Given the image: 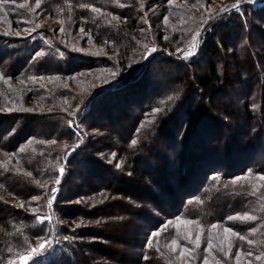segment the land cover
<instances>
[{"label":"trees","instance_id":"1","mask_svg":"<svg viewBox=\"0 0 264 264\" xmlns=\"http://www.w3.org/2000/svg\"><path fill=\"white\" fill-rule=\"evenodd\" d=\"M229 1L187 62L205 0H0V264H264V4Z\"/></svg>","mask_w":264,"mask_h":264},{"label":"rangeland","instance_id":"2","mask_svg":"<svg viewBox=\"0 0 264 264\" xmlns=\"http://www.w3.org/2000/svg\"><path fill=\"white\" fill-rule=\"evenodd\" d=\"M205 2H206V0H205ZM230 2L231 1H229V0H213L212 1V4L211 3L208 4L206 2V5H205V8H203V11L206 12L207 17L204 20L206 22L207 21L208 22H211V24H210L211 26L209 25L210 26L209 27L208 24H206L205 27H204V29H202L201 32H198L195 35V45H196L195 46V49H194V53L195 54L192 55V56H190V57H188L187 58V62H190L193 59H197L199 57V55L201 54V52H203V48H204V44H205V39L208 36V34L212 33L213 28H214L213 26H215L216 22H218V20L219 21L222 20L223 17L227 16L228 15V11H231V10L233 11V10H239L240 9L241 6H239V5L231 8V9H228V8H230ZM248 3L251 4V5L258 6V5L264 4V0H249V1H246L245 4H248ZM223 9H226V10H223ZM212 13L215 16H213ZM212 16H213V18H211ZM213 19H215V21ZM195 20H196L195 17H193V18L190 17L189 19H187V23L185 24V26H190V27L193 26V24L196 22ZM185 26H183V28ZM183 28H181V29H183ZM79 36H82V35L80 34ZM83 36H85V35H83ZM83 36L81 38H83ZM74 39H75V37H74ZM78 40H80V43H81V39L78 38ZM88 43H89L90 47L88 49L87 48H84L85 50H89L90 52H93V53H94V51L95 52H98V53L104 52L103 50H101V49H103L102 47L97 46V45L95 47V44L93 43L92 39H90ZM80 48L83 49L82 47H80ZM191 48H192V46L190 47V49ZM226 57H228V56H225V55L223 56V61H222L223 66L221 68L222 69L224 68L225 74L229 78H231V75L233 73L232 72L229 73L227 71L228 68H229V66H230V64H229V61H228L229 58H226ZM226 60H227V62H226ZM229 69L231 70L232 68H229ZM92 75H93L92 71L77 74L76 76H74L72 82H73V84H75V86L77 85V83H81V85H79L80 86L79 88H84V86L82 85V83H85L87 81H90L92 79L91 78ZM65 80H66V82L68 81L67 79H65ZM43 84L46 85L45 83H43ZM26 91L27 90H25V92ZM238 95H240V94L238 93ZM27 101L28 102H31L32 100L30 99V97H27ZM41 104H42L41 105V108H49V106H50L45 101H41ZM29 106L27 107V105H26L25 108L26 107L27 108H33V107H29ZM87 133H88L89 137H90V134H92L93 136H95L94 137V140H95V142H97L96 146H99L100 148H102L104 146L102 140L101 141L99 140V137L106 136L108 134L107 131L93 129V130H90V132H89V130H87L86 134ZM88 135L86 136V138L88 137ZM104 141L106 143V142H108V139L105 138ZM82 142H84V141H82ZM54 144H56V143H54ZM99 154L102 155L103 157H105V159H107L108 162H111V163L115 164L116 166L119 165L118 168L121 169L120 171L123 172L124 167H125V165H124L125 163L122 160H119L118 155L116 157L115 154H112V155L106 157V153H104V154L99 153ZM55 189H56V191H55L54 197L56 198L57 194L60 191V188H59L58 184H56ZM10 198H12V196H10ZM54 200H52V203H54ZM126 207H127V205H126ZM140 223H141V230H142L141 236H144V232L148 228L147 225H149V224H147V222L145 220L143 221L142 219H140ZM112 239L110 240V243L109 242L107 243L108 244V247H109V250H110V251L109 250L106 251V253L108 254V256H110L111 258H119L121 256L122 257H125V258H127V257H133V255H130V254L127 255V254L130 253V252H132L133 242L135 241V239L134 240L132 238L126 239L125 236L124 237H121V236L116 237L115 236ZM41 244H45V247L43 249L40 248V245ZM41 244H38L36 246H33V248H31L30 250H27V248L24 249V250H20L18 252L19 254L17 256L13 257L12 259H9L5 264H9L10 261L12 262V264H30L33 260H35L39 256L46 255L47 252H49L51 250V248H52V244L51 243L43 242ZM25 257H28V259H24ZM110 264H113V263H110Z\"/></svg>","mask_w":264,"mask_h":264},{"label":"snow or ice","instance_id":"3","mask_svg":"<svg viewBox=\"0 0 264 264\" xmlns=\"http://www.w3.org/2000/svg\"><path fill=\"white\" fill-rule=\"evenodd\" d=\"M37 7H39V3L37 2V5H36ZM235 6V5H234ZM223 10H226V9H223ZM93 11H99V9H93ZM81 31H83V30H81ZM195 38H194V42H193V45H192V48L188 51V52H186V53H184V55H185V58H188V57H190V56H192V55H194L195 53H194V49H195ZM151 52H154V51H156V49L155 48H153V49H151L150 50ZM39 55V54H38ZM169 99L171 100L172 99V97H169ZM158 111H160V109H157L156 110V112H158ZM155 113H153V115H154ZM71 123V122H70ZM137 143V141H135V140H133L132 141V144L133 145H135ZM21 151H23V149H21ZM117 167H119V165H117ZM60 172H61V175L63 174V169H61L60 170ZM260 179H264V176H262V177H260ZM59 179L56 181V183L57 184H59ZM56 191V189L55 188H53L52 189V192H55ZM33 199H39V197H33ZM55 199V197L54 196H52V198L49 200V205H51V203H52V200H54ZM21 207H23V205H21ZM43 219L44 218H42L41 219V222H43ZM46 219H51L50 217H47ZM229 219H234L233 217H229ZM252 219H254V217H252ZM185 223H191V221H184ZM212 227L213 228H215L216 227V225H212ZM225 231L226 232H228V231H231V229H225ZM154 237L155 236H158L159 235V233L157 232V233H153L152 234ZM189 238H190V234H189ZM241 239H243V237H240ZM199 239H200V237H199V235H197V237H196V246L198 247L199 246ZM46 243H50V241H48V242H46ZM249 243H251V241H249ZM171 244H172V246H173V251H175V245L177 244V241L175 240V239H173L172 241H171ZM45 247V244H41L40 245V248L41 249H43ZM149 247H151V241H149ZM212 246H211V244L209 243V249L211 248ZM184 251H187V249H185ZM184 251H182L181 252V257H183L184 256ZM226 255H227V253H226ZM249 255H250V253H249ZM24 259H28V257H25ZM257 259H260V257H257ZM9 264H12V262L10 261L9 262ZM204 264H208V260H207V258H205L204 259Z\"/></svg>","mask_w":264,"mask_h":264}]
</instances>
